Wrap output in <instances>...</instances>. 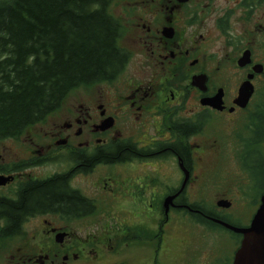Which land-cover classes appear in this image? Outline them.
Segmentation results:
<instances>
[{
	"label": "flooded vegetation",
	"instance_id": "1",
	"mask_svg": "<svg viewBox=\"0 0 264 264\" xmlns=\"http://www.w3.org/2000/svg\"><path fill=\"white\" fill-rule=\"evenodd\" d=\"M111 2L129 57L115 79L99 84H113L116 91L73 104L53 129L40 133L35 130L41 123L30 127L22 134L27 142L22 158L6 157V139L0 140V176L9 177L0 184V264H162L171 231L175 236L181 229L223 231L237 238L239 247L242 234L214 220L246 228L261 203L264 191L248 222L240 223L219 213L233 204L207 207L190 199L200 196L198 154L204 149L220 150L232 143L235 151L250 145L264 149V113H258L262 103L253 106L256 81L264 76V0ZM118 6L124 11L116 15L112 9ZM244 53L251 61L239 66ZM222 54L227 67L221 75L224 85L218 86L210 69ZM134 60L147 76L122 79ZM257 65L261 72H254ZM233 71L242 73L240 84L254 74V92L246 107L236 105L237 95L226 91ZM202 74L207 78L204 91L192 85L193 77ZM220 88L221 110L201 103ZM108 118L112 126L102 128ZM60 154L68 159H59ZM235 156L232 161L245 158ZM21 200V214L11 221L8 214L16 210L9 203ZM100 214L117 215L116 259L104 253L97 238H76L72 231L76 222L87 223ZM108 219L101 228H112ZM59 232L66 234L62 243L56 242ZM192 242L188 240V256L212 264L214 260L204 256L209 250L199 253ZM134 247L140 251L122 254Z\"/></svg>",
	"mask_w": 264,
	"mask_h": 264
},
{
	"label": "trees",
	"instance_id": "2",
	"mask_svg": "<svg viewBox=\"0 0 264 264\" xmlns=\"http://www.w3.org/2000/svg\"><path fill=\"white\" fill-rule=\"evenodd\" d=\"M111 6V0H0V140L20 138L76 89L123 71L129 55ZM9 205L17 221L22 200Z\"/></svg>",
	"mask_w": 264,
	"mask_h": 264
},
{
	"label": "rangeland",
	"instance_id": "3",
	"mask_svg": "<svg viewBox=\"0 0 264 264\" xmlns=\"http://www.w3.org/2000/svg\"><path fill=\"white\" fill-rule=\"evenodd\" d=\"M123 6V5H122ZM122 6H118L117 9H112L114 14H119L123 12ZM124 7V6H123ZM139 51L138 46H135V51ZM234 56V55H232ZM219 60L211 65L210 71L215 78L216 84L218 86L224 85L221 79V75L226 72V57L225 55H219ZM261 55H256L257 59H260ZM225 60L224 65H221L219 61ZM131 63L127 71L124 73L123 78H139L146 77V71L142 70L140 64L136 62ZM235 64H233L232 69ZM231 70V67L229 69ZM234 76V77H233ZM226 81V91L228 94L234 96L237 95V88L243 79L242 73H234ZM257 93L253 99V106L264 101V76L256 81ZM116 91V86L113 84H95L89 87H80L72 92L67 99L63 107L60 109L59 113H55L53 116L49 117L45 122L40 124V127L35 131L43 133L49 129H53L58 126L64 119L67 111L73 104L87 103L96 98L110 97L113 92ZM191 108L194 107V100H190ZM253 109V108H252ZM29 134L26 136V138ZM5 156L11 159L22 158L24 156V149L27 147V142L22 136L18 139H6L5 141ZM242 145H238L237 148ZM234 143L219 146L220 150L204 149L198 156L202 157V162L199 166V173L202 175L200 183V191L198 192L200 196H194L190 200H198L207 207L216 206L217 201L220 199H225L230 202L232 207L228 210L220 209L219 213L225 215L226 217H231L235 221L240 223H247L251 215L255 212L257 208V203L259 201L260 195L264 191V149L256 148L252 145L249 147L244 146L241 150H233ZM236 148V149H237ZM235 154L239 157H245L243 161H232ZM233 157V158H232ZM232 158V160H231ZM59 159H68L66 154H60ZM233 202V203H231ZM228 207V208H229ZM109 219H108V218ZM115 214H100L96 217L91 218L89 221L76 222L73 225L72 231L75 233L76 238L87 239L97 238L100 241V245L104 247V253H109L116 259L118 247L116 246L115 237L119 235L117 229L114 228ZM108 219V225L112 221L113 226L109 229L101 228ZM92 222V223H91ZM188 222V220H187ZM214 232V233H213ZM208 231L207 234H202L197 230H185L181 229L175 236L173 231L169 235L168 254L163 257L162 264H202L200 260L202 258L190 257L188 240L192 239V246L196 249L203 251L204 256H209L214 260L212 264H231L233 255L238 247V239L231 237L229 234L223 231ZM177 238V240H171L172 238ZM179 239H188L185 241H180ZM72 241V240H71ZM67 243V241H66ZM69 243V242H68ZM13 246L12 248H16ZM96 247V246H95ZM20 248L18 253H22V243L18 246ZM140 248L134 247L126 248L123 250L122 254H134L138 253ZM13 252V249L9 250ZM8 252V260H10ZM16 252V251H15ZM17 253V254H18Z\"/></svg>",
	"mask_w": 264,
	"mask_h": 264
},
{
	"label": "water",
	"instance_id": "4",
	"mask_svg": "<svg viewBox=\"0 0 264 264\" xmlns=\"http://www.w3.org/2000/svg\"><path fill=\"white\" fill-rule=\"evenodd\" d=\"M251 61L250 54L244 53L238 60L239 66H245ZM262 66L257 65L254 72H261ZM254 74H249L244 80L237 92L234 102L239 107H246L250 98L253 95L254 87L251 79ZM206 76L204 74L194 76L192 85L200 88L202 91L206 90ZM223 89H218V92L212 97H204L201 99L203 105H209L215 109L221 110L223 108ZM110 119V120H109ZM112 126V118H108L102 125V128ZM9 177L0 176V184H5ZM172 199V198H169ZM169 199L167 200L169 202ZM261 203L251 221L250 226L246 228H238L220 220H214L225 226L226 228L242 234V240L239 248L234 254L233 264H264V194L261 197ZM217 205L223 208H228L230 202L228 200H219ZM167 207V204H166ZM66 234L59 232L56 235V242L62 243Z\"/></svg>",
	"mask_w": 264,
	"mask_h": 264
}]
</instances>
